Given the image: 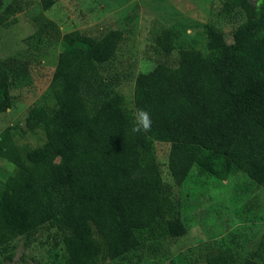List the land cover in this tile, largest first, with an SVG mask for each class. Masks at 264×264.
Wrapping results in <instances>:
<instances>
[{
	"label": "trees",
	"instance_id": "trees-1",
	"mask_svg": "<svg viewBox=\"0 0 264 264\" xmlns=\"http://www.w3.org/2000/svg\"><path fill=\"white\" fill-rule=\"evenodd\" d=\"M40 3L48 10L54 0ZM232 3L245 22L233 30L231 43L208 25L204 49H180L169 62L172 32H152L163 61L136 75L131 107L99 76L123 33L62 35L49 84L52 107L37 102L27 110L24 129L0 133V158L14 167L0 183V256L15 239L22 237L28 246L45 231L62 252L52 255L53 264H135L138 250L151 255L162 242L185 235L183 199L175 189L188 177L224 186L242 172L264 190V0ZM17 6L0 0V28ZM28 67L16 57L0 61V113L13 107L12 77L28 73ZM93 79L99 88L90 113L84 94L95 90L89 86ZM138 109L151 114V132L131 131ZM38 131V146L16 143V137ZM153 142L169 147L170 181ZM254 255L264 264V222ZM204 264L234 261L225 250Z\"/></svg>",
	"mask_w": 264,
	"mask_h": 264
},
{
	"label": "rangeland",
	"instance_id": "rangeland-1",
	"mask_svg": "<svg viewBox=\"0 0 264 264\" xmlns=\"http://www.w3.org/2000/svg\"><path fill=\"white\" fill-rule=\"evenodd\" d=\"M3 1L18 2V12L7 16L9 24L0 28V61L16 57L28 61L29 67L28 73L12 77L13 107L0 113V133L24 129L27 110L35 103L52 107L49 84L57 56L62 52L61 37L67 32L78 30L94 38L109 30L123 33L115 56L99 69V76L107 89L123 94L131 107L136 75L163 61L155 52L153 31L167 28L172 32L175 51L170 62L180 49H204L208 25L218 27L226 42L231 43L233 30L245 22L241 10L231 4L233 0H54L48 10H43L40 0ZM90 84L95 90L91 94L88 89L84 99L91 113L96 107L99 84L96 79ZM15 140L31 147L42 143L41 134L24 133ZM153 145L161 169L165 170L169 147L156 142ZM13 170V165L0 158L1 184ZM194 171L195 168L191 174ZM165 173L170 181L167 169ZM223 184L188 177L184 187L175 189L183 199L185 235L162 242L151 255L146 248L138 250L140 257L134 263L204 264L206 257L227 250L234 264H261L256 263L259 259L254 254L263 231L264 190L242 172H236ZM55 240L52 234L41 231L34 242L24 246L19 237L0 260L7 264H53L52 255L62 253L61 248L54 247Z\"/></svg>",
	"mask_w": 264,
	"mask_h": 264
},
{
	"label": "clouds",
	"instance_id": "clouds-1",
	"mask_svg": "<svg viewBox=\"0 0 264 264\" xmlns=\"http://www.w3.org/2000/svg\"><path fill=\"white\" fill-rule=\"evenodd\" d=\"M151 114L144 109H138L134 113L133 126L131 131L135 134H146L152 130Z\"/></svg>",
	"mask_w": 264,
	"mask_h": 264
}]
</instances>
